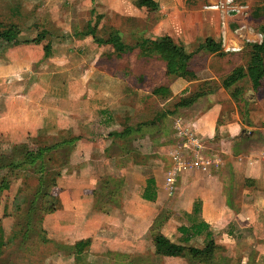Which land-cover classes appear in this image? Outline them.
Returning <instances> with one entry per match:
<instances>
[{
    "label": "crops",
    "instance_id": "0c3cea01",
    "mask_svg": "<svg viewBox=\"0 0 264 264\" xmlns=\"http://www.w3.org/2000/svg\"><path fill=\"white\" fill-rule=\"evenodd\" d=\"M172 1L155 0L157 14L167 16H156L146 38L168 36L187 53L212 38L222 43L224 57H237L244 43L261 40L245 15L213 10L192 16ZM35 38L18 36L21 43L0 50V133L14 144L38 135L64 136L57 146L67 152L57 180L59 206L48 220L53 221L49 227L56 228L52 239L72 248V255L76 259L80 255L88 264H102L106 258L136 263L131 261L140 254L159 258L161 264H184L181 256L156 254L152 229L158 223V232L171 243L201 251L206 247L204 237L182 242L177 230L201 220L212 234L213 256H218L217 249H230L222 258L258 264L256 255L236 250L244 238L237 244L231 237L239 238L240 233L227 228L231 224L249 228L251 240L259 243L264 232V78L256 89L248 79L246 87L239 81L235 85L241 89L243 101L239 103L219 85L213 93L182 107L173 118L170 134L161 129L153 141L145 133V120L132 124L137 111L146 110V103L135 105L131 96L116 90L114 73H95L68 82L70 75L62 77L67 71L62 59L67 58L65 46L69 44L61 40L41 43ZM203 70L211 72L208 67ZM213 78V74L193 81L174 78L169 89L175 95L190 84ZM156 116L158 126L165 115ZM185 133L198 139L199 152L211 162L204 170L180 172L177 189L168 197L165 173L175 152L186 150ZM188 151L189 158L199 154L193 147ZM150 179L156 195L151 201L142 198ZM85 241L89 243L75 250L76 243Z\"/></svg>",
    "mask_w": 264,
    "mask_h": 264
},
{
    "label": "rangeland",
    "instance_id": "374dc122",
    "mask_svg": "<svg viewBox=\"0 0 264 264\" xmlns=\"http://www.w3.org/2000/svg\"><path fill=\"white\" fill-rule=\"evenodd\" d=\"M224 1L174 0L181 12L187 11L192 16H202L207 12L219 10L229 14L245 15L255 31L259 25L264 24V0H232L230 6L235 7V10L230 6L223 7ZM170 13L168 11L167 14ZM157 15L163 18L167 16L165 13L157 14V10L150 7L140 6L139 0H0V23L17 24L21 28L19 36L22 38L31 39L45 31L46 35L41 39V43L61 40L69 44L65 46L68 47V52L65 53L67 58L62 59L67 70L62 77L67 78L70 75L68 82L73 83L85 76H95V73L100 75L114 73L117 80L114 86L116 90L131 96L135 105L141 106L146 103V110L140 113L137 111L132 124L138 125L141 119L145 120L142 122L147 123L145 133L153 141L161 129L164 133L170 132L173 118L182 110V107H176L179 99L196 92L202 83L210 84L205 86L206 88L215 85L218 87L233 65L243 66L248 60L246 43L243 50L237 52V57L197 54L191 61L192 68L199 74L196 75V80L209 78L212 74L214 78L190 84L186 90L177 91L175 95L170 92L169 96L162 98L154 96L151 92L161 85L169 88L171 79L174 78L165 74V65L161 60L156 57H142L137 49L117 58L110 45L100 46L94 43L91 37L75 35L90 24L92 34L97 38L107 39L110 30L114 29L120 33L125 43L134 45L138 38H146L147 30L154 24ZM63 28L67 31L66 34L63 33ZM7 47L0 41L1 52ZM35 66L37 70L38 66ZM204 67H208L211 72L204 71ZM240 82L244 87L249 86L247 79ZM107 86L111 88V84ZM156 114L165 115L158 121V126L155 123L159 119ZM62 137L64 136L50 138L38 135L29 137L25 143L14 144L0 133V264H88L80 259V255L79 259H76L74 257L76 254L71 253L74 252L72 248H66L59 240L52 239L56 228H52V224L50 227L48 225L49 222L53 223L48 221L50 218L53 219V208L59 206L57 180L61 173L60 169L67 162L66 149L51 148L44 151L41 159L33 165H23L24 152L54 145ZM50 186H52L49 190L50 196L43 198V193ZM36 189L39 190L38 193ZM167 196L171 197L168 193ZM233 229L237 230L235 234L240 233L239 238H235V234L231 237L237 244L240 238H244L243 243L235 245L236 250L246 255L254 254L257 258L254 260H257L258 264H264V232L260 233L259 243L255 238L251 240L252 233L249 228H236L232 224L227 228L231 231ZM204 243L206 244L205 241ZM219 250L216 251L219 252L218 256L212 254L211 258L187 253L183 257V263L239 264V259L222 258V253L230 252V249L223 252ZM123 261L117 258L110 262L106 258L102 264H122ZM133 261L137 264H161L159 258H150L147 254H140L138 259L131 262ZM246 264H250L249 261Z\"/></svg>",
    "mask_w": 264,
    "mask_h": 264
},
{
    "label": "trees",
    "instance_id": "16d2710c",
    "mask_svg": "<svg viewBox=\"0 0 264 264\" xmlns=\"http://www.w3.org/2000/svg\"><path fill=\"white\" fill-rule=\"evenodd\" d=\"M139 3L140 6L150 7L153 10H156L157 8L156 3L152 0H139ZM256 30L261 35V40L260 42L245 44V46L248 48V60L245 65L235 66L228 74L225 75L220 83V86L229 92L230 97L236 103L243 101L241 97V89L235 86L239 81H242L246 78L251 82L253 89H256L260 85V81L264 78V24L259 25ZM20 32L21 28L17 24L3 25L0 23V41L7 46L21 43V41L18 40ZM44 35H46L45 31L40 32L36 38L33 39V41H41ZM76 36L91 37L93 42L98 45H110L113 48L117 58L123 56L124 54L130 53L134 49H137L140 56L142 57H156L161 60L165 65V74L167 76H171L172 78L187 79L189 81L195 80L197 77L191 66V61L195 54H214L221 57L226 55V52H224L222 49V43L220 41L216 42L212 38H206L203 43L198 45L195 52L187 53L182 45L174 43L168 36L156 37L154 39L140 37L136 40L134 45H130L122 40V37L117 30L113 29L108 33L107 39H100L92 34L90 24L87 25L86 29H84L81 33H77ZM207 85L210 84L202 83L196 92L179 99L176 103V107H188L192 105L198 98L205 96L206 94L213 93L217 89L216 85L212 88H206L205 86ZM151 93L154 96L164 98L170 95V89L167 86L161 85L153 89ZM62 140L63 142H70L66 139ZM59 145L60 142H56L54 145L41 147L37 149V151L24 152L23 165H33L38 159H41L42 153L44 151H49L51 148L57 147ZM40 170L41 172L43 171L42 168ZM52 184V186H54V183ZM52 186H50L48 190L43 193V198L48 196L49 190ZM153 186L154 181L150 179L142 194L143 199L151 201L155 198L156 195ZM38 191L39 190H37L36 193H38ZM157 224L152 229V239L155 245V252L158 256L184 257L187 251L194 256H208L212 254L214 244L212 241H209L212 239V234L205 222L201 220H195L191 223V225H182L177 229L181 234L180 240L182 242H188L191 238L196 236H203L204 241L206 242V247L201 251L192 249L187 250L186 247L171 243L161 233L158 232L159 225ZM88 243V241L76 243L75 250L85 247ZM130 264L136 263L133 262Z\"/></svg>",
    "mask_w": 264,
    "mask_h": 264
},
{
    "label": "built area",
    "instance_id": "2783aa9c",
    "mask_svg": "<svg viewBox=\"0 0 264 264\" xmlns=\"http://www.w3.org/2000/svg\"><path fill=\"white\" fill-rule=\"evenodd\" d=\"M217 5L215 8H217ZM232 5V0H225L223 7H227ZM232 7V10H235V7ZM237 12H239L237 10ZM187 137L186 144L183 147H186V150L181 149V152H175L173 157V164L166 170L165 177H164V188L165 191L169 195H173L177 189V178L180 172L192 171L195 169H206L210 165V159L205 155L201 154L199 151L202 150V145L198 141L196 137H193L191 134H184ZM190 145V147H189ZM193 147V149L197 150L198 155H194L193 158L187 157L191 154L188 150L189 148Z\"/></svg>",
    "mask_w": 264,
    "mask_h": 264
}]
</instances>
